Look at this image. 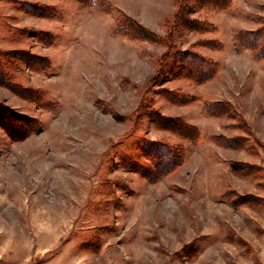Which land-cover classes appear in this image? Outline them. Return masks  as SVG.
Segmentation results:
<instances>
[{
  "label": "rangeland",
  "instance_id": "obj_1",
  "mask_svg": "<svg viewBox=\"0 0 264 264\" xmlns=\"http://www.w3.org/2000/svg\"><path fill=\"white\" fill-rule=\"evenodd\" d=\"M230 1L178 0L152 72L112 29L171 1L0 0V264H264V0Z\"/></svg>",
  "mask_w": 264,
  "mask_h": 264
},
{
  "label": "trees",
  "instance_id": "obj_2",
  "mask_svg": "<svg viewBox=\"0 0 264 264\" xmlns=\"http://www.w3.org/2000/svg\"><path fill=\"white\" fill-rule=\"evenodd\" d=\"M230 2H231L230 0H204V2L202 4L200 2H198L197 4L202 5V6L204 5V7H211L212 9H215L217 11H224V10H228L230 8V6H231ZM173 3H174V7H175L173 19L170 23L167 24L166 34L163 36L158 35V34L152 32L151 30L145 28L144 26L139 24L136 20L125 15L121 11H118V12L120 15H122L123 19L118 20V17H117V19L115 21V26L113 29V33L115 36L127 38V39L132 40V41H146V42L153 43L155 45L162 46L165 49V52H163V54H161L157 58L156 67L159 64L158 69H160L162 61L168 62V61L173 60L172 59L173 57L171 58V56H172V53L174 50L171 51L170 48L173 49L175 46L169 40H172V38H174V36H176V34L178 33L177 31H178L179 26H184L183 24H185L182 21L184 13L181 14L182 10H181V6H180L178 0H173ZM89 5L91 8H94V7H96V8L100 7L101 8V6H99L98 2H96V1L89 2ZM206 5H208V6H206ZM123 20H125V21L123 22ZM183 20H184V18H183ZM130 27H132V28H130ZM210 27H211V25H210ZM213 29H214V27H213ZM195 31H200V30H195ZM167 40L169 41L168 43L166 42ZM235 40H236L237 47L240 49L243 48L242 43L244 42V39L239 36V37H236ZM172 45H173V47H172ZM243 45H245V43H243ZM12 53L15 55V57L18 56L21 59V61H24V52H19V51L13 52L12 51ZM186 55H188L190 57L191 64L194 65V67L197 66L199 69L205 70V72L207 71L206 68L207 67L210 68V64H213L212 62L210 63V61H207L204 58L197 56L196 54L192 53V54H186ZM25 56H27V55H25ZM41 59H44V58L42 57ZM180 63L183 64L182 61H180ZM2 66L3 65L0 61V80L1 81L5 78V74L3 72ZM156 76H157V74L154 76V79L156 78ZM188 77L192 78V76H188ZM224 107H227V106H224ZM205 108L206 109L210 108L208 111L210 112V114H213V115H217V114L220 115V112L222 113V115L229 117V118H233L232 116L234 115V113L232 114L231 110L229 113L228 107L225 109V111H222V108H221V110L216 111V109H218L217 103H212L211 106L205 104ZM215 111H216V113H215ZM162 118L164 119V117H162ZM164 120L168 121L169 119L165 118ZM180 124L182 127L177 129L176 132L177 133L182 132L183 135H180L182 138H184L186 140H188V139L190 140V139L195 138L196 136L199 135V131H197V129L195 127H193L187 123L186 124L180 123ZM220 139H222V138H220ZM231 140H233V139H231ZM240 141H242L241 138H236L234 140V142H236V143H238ZM230 142H232V141H230ZM160 159L162 161H164V159H162V157Z\"/></svg>",
  "mask_w": 264,
  "mask_h": 264
},
{
  "label": "crops",
  "instance_id": "obj_3",
  "mask_svg": "<svg viewBox=\"0 0 264 264\" xmlns=\"http://www.w3.org/2000/svg\"><path fill=\"white\" fill-rule=\"evenodd\" d=\"M171 1V4H172V11L170 13H168L167 15H163V16H159L157 17L156 21L155 22H147L145 21L144 19L140 18L139 16L135 15V14H131L130 12H128L124 7H121L119 9V11H121L122 13H124L125 15L131 17L132 19L136 20L139 24H141L142 26H144L145 28L151 30L152 32L158 34V35H165L166 34V27H167V24L170 23L173 19V15H174V12H175V7H174V3H173V0H168V2ZM134 2H136L137 6L142 9L145 5H147V8L149 10L151 9H157L158 5L157 4H153L152 3V0H134ZM117 7V6H116ZM89 9H93V8H89ZM94 10V9H93ZM144 17H146L145 14H143ZM157 28H159L158 30L160 31H157ZM162 28L164 30V32L162 31ZM113 31V29H112ZM111 31V32H112ZM114 37H117V38H121V39H124L130 43H133V44H146V43H149V44H153V43H150V42H146V41H132V40H129L127 38H123V37H119V36H115ZM157 47V45H156ZM160 49H162V51L164 52V48L160 46ZM161 54H157L155 55V58L153 60V69H152V72H154L155 68H156V64H157V58L160 56Z\"/></svg>",
  "mask_w": 264,
  "mask_h": 264
}]
</instances>
